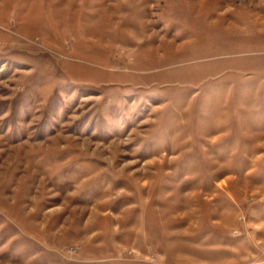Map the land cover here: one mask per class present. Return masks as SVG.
I'll use <instances>...</instances> for the list:
<instances>
[{"label": "rangeland", "instance_id": "obj_1", "mask_svg": "<svg viewBox=\"0 0 264 264\" xmlns=\"http://www.w3.org/2000/svg\"><path fill=\"white\" fill-rule=\"evenodd\" d=\"M0 264H264V0H0Z\"/></svg>", "mask_w": 264, "mask_h": 264}]
</instances>
